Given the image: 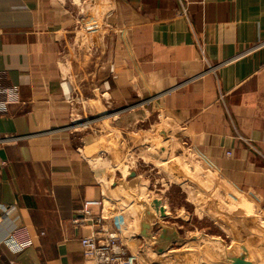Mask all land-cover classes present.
<instances>
[{"label": "crops", "instance_id": "1", "mask_svg": "<svg viewBox=\"0 0 264 264\" xmlns=\"http://www.w3.org/2000/svg\"><path fill=\"white\" fill-rule=\"evenodd\" d=\"M69 4L0 0V87H16L19 100L0 113V205L12 208L5 228L24 226L33 242L16 256L0 245V264H83L87 229L70 221L105 195L95 140L70 127L57 40ZM107 33L94 88L106 117L155 126L153 148L165 131L264 223V0H111ZM161 203L158 220L180 230ZM131 247L140 264L184 249L158 257L137 236Z\"/></svg>", "mask_w": 264, "mask_h": 264}, {"label": "rangeland", "instance_id": "2", "mask_svg": "<svg viewBox=\"0 0 264 264\" xmlns=\"http://www.w3.org/2000/svg\"><path fill=\"white\" fill-rule=\"evenodd\" d=\"M69 2L73 15L57 40L69 89L65 87V94L73 111L70 127L75 134L95 140L98 160L93 164L101 172L106 208L119 218L122 229L130 227L136 235L139 204L163 202L165 219L175 222L189 240L182 251L174 247L167 253L164 264H229L231 259L264 264V223L252 208L194 170L180 143L171 140L157 153L149 138L155 126L140 119L123 123L106 117L110 113L104 101L107 96L101 98L94 88L107 60L111 0ZM98 98L103 102L95 105ZM130 172L135 177L129 178ZM112 181L118 183L115 189Z\"/></svg>", "mask_w": 264, "mask_h": 264}, {"label": "built area", "instance_id": "3", "mask_svg": "<svg viewBox=\"0 0 264 264\" xmlns=\"http://www.w3.org/2000/svg\"><path fill=\"white\" fill-rule=\"evenodd\" d=\"M18 101L16 87H0V113ZM106 199L102 194L98 200L85 201L70 221L74 228L87 229V233L79 238L83 264H140L141 250L131 247L136 235L130 227L122 229L119 218L106 208ZM11 211L12 208L0 205V245L16 256L30 249L33 242L26 227L9 225L5 228Z\"/></svg>", "mask_w": 264, "mask_h": 264}, {"label": "water", "instance_id": "4", "mask_svg": "<svg viewBox=\"0 0 264 264\" xmlns=\"http://www.w3.org/2000/svg\"><path fill=\"white\" fill-rule=\"evenodd\" d=\"M155 151L161 153L167 145V135L165 131L160 130L156 134ZM129 178L135 177L134 172H130ZM117 182H112L111 186L115 189ZM160 201L142 202L139 204V218L134 225V231L137 237L146 243L153 245V253L158 257L163 256L172 246H184L189 240L179 232L175 225L165 224L159 221L156 211L161 208ZM225 261V260H224ZM229 264H255L253 261L242 259H231Z\"/></svg>", "mask_w": 264, "mask_h": 264}, {"label": "bare ground", "instance_id": "5", "mask_svg": "<svg viewBox=\"0 0 264 264\" xmlns=\"http://www.w3.org/2000/svg\"><path fill=\"white\" fill-rule=\"evenodd\" d=\"M122 191H124V189L122 188ZM123 193V192H122Z\"/></svg>", "mask_w": 264, "mask_h": 264}]
</instances>
